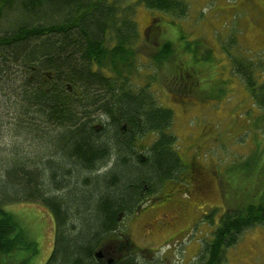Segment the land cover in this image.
<instances>
[{
  "label": "trees",
  "instance_id": "1",
  "mask_svg": "<svg viewBox=\"0 0 264 264\" xmlns=\"http://www.w3.org/2000/svg\"><path fill=\"white\" fill-rule=\"evenodd\" d=\"M140 7L162 13L160 22L168 16L181 18L187 11L182 0H0V77L10 64L21 66L27 102L62 128L56 141L57 149L64 145L60 162L45 164L50 171L46 177L54 189L50 192L69 190L51 195L34 179L39 172L23 167L5 173L4 177L25 178L10 189L0 186V264H28L38 252L6 205L35 200L47 205L55 239L45 264H103L95 253L116 233L119 218L137 214L148 196L146 189L156 191L184 168L177 137L170 131L173 111L160 105L151 83L141 85L137 77L144 66L169 68L178 50L168 38L152 55L140 50ZM4 21L8 28L3 31ZM179 39L186 43L184 37ZM199 45L189 42L184 50L197 67L206 59L196 54ZM144 56L151 62L144 64ZM179 56L185 57L183 51ZM176 71L166 76L169 82L178 83L172 77ZM247 84L255 106L263 109L264 85ZM149 135L153 137L143 158L137 154L138 145ZM263 170L246 166V178L257 172L262 179ZM84 172L97 176L83 177ZM253 186L257 189V181ZM90 196L95 200L92 208ZM82 210L95 215L83 222ZM71 213L77 216L76 227L69 223L74 219ZM259 225H264V195L227 209L195 264H222L227 249ZM26 251L32 255L27 257ZM114 264L143 263L129 255Z\"/></svg>",
  "mask_w": 264,
  "mask_h": 264
},
{
  "label": "rangeland",
  "instance_id": "2",
  "mask_svg": "<svg viewBox=\"0 0 264 264\" xmlns=\"http://www.w3.org/2000/svg\"><path fill=\"white\" fill-rule=\"evenodd\" d=\"M182 1L187 11L181 18L168 16L160 22L162 13L144 7L137 15L142 37L138 47L145 55H152L164 38L175 43L178 50L169 68L150 65L147 70L144 66L137 77L141 85L151 83L160 105L173 111L170 131L177 137L176 149L184 166L175 179L160 184L145 198L138 214L122 216L119 231L110 238L125 245L120 258L134 255L143 264H195L225 211L264 195V170L262 179L257 172L246 178V166L264 167V108L255 106L247 84L255 81L264 85V0ZM156 18L160 23L154 27ZM1 27L7 30V21ZM189 42H200L196 54L206 58L198 67L184 52ZM143 62L148 64L151 59L144 56ZM10 65L0 77V186L10 189L18 185L25 176L4 175L8 170L20 172L22 169L15 168L23 167L39 172L34 179L44 183L42 188L49 194L68 193L50 192L54 189L46 177L50 171L45 164L50 160L60 162L64 145L57 149L56 141L62 128L52 125L27 102L24 72L21 66ZM175 71L178 73L172 77L178 83L169 82L166 76ZM94 124L101 125L99 120ZM152 137L140 141L138 156H147ZM88 175L97 176L84 172L83 177ZM90 200L92 208L95 200ZM172 200L181 207L180 214L173 224L165 226L164 214L170 218L172 213L161 208ZM5 209L19 218L28 237L37 244L35 255L24 253L31 256L28 264H45L55 239V223L47 205L35 200L8 204ZM71 215L74 219L69 223L76 227L77 216ZM94 215L82 210L80 218L88 222ZM148 222L155 224L152 232L146 231L152 228ZM18 259L15 256L14 260ZM222 264H264V225L245 231L236 245L227 249Z\"/></svg>",
  "mask_w": 264,
  "mask_h": 264
},
{
  "label": "flooded vegetation",
  "instance_id": "3",
  "mask_svg": "<svg viewBox=\"0 0 264 264\" xmlns=\"http://www.w3.org/2000/svg\"><path fill=\"white\" fill-rule=\"evenodd\" d=\"M168 180H166V181H164L162 184H164V183H166ZM160 185V184H159ZM158 188V187H157ZM157 188H156V191H157ZM150 188L147 190L146 189V191H147V195L148 196H150V195H153L156 191H153V190H151L152 192H150ZM150 192V193H149ZM162 191H159L158 193H161ZM176 195V194H175ZM177 200V199H176ZM176 200H172V202L168 205V206H166V207H164V208H161V209H169L170 211H171V213H172V217L170 216V218L169 217H167L168 215L167 214H164V218H163V220H162V222L165 224V226L167 225V224H173L177 219H178V216H179V214H180V206H179V204L178 203H176ZM143 207H144V205H143ZM143 207H142V209H143ZM141 209V210H142ZM161 209H159V210H161ZM158 210V211H159ZM157 211V212H158ZM140 212V211H139ZM138 212V213H139ZM137 213V214H138ZM156 213V212H155ZM154 214V213H153ZM136 215V214H135ZM151 216V215H150ZM149 216V217H150ZM148 217V218H149ZM167 219H169L167 222H165ZM150 225H151V229H146V231L147 232H152V229H153V226H155V224L153 223V222H148ZM160 224V223H159ZM119 229H120V218H119V224H118V226H117V231H116V233L119 231ZM148 230H150V231H148ZM130 245V244H129ZM124 244H121L120 245V241L118 242V243H114V242H112L111 241V239H108L106 242H104L103 244H102V246L100 247L103 251L104 250H106V249H110V252H107L106 253V251H104V258L103 259H100L99 261L100 262H102L103 264H108V262H109V260L110 259H114V263H115V261H117L118 259H120V252L122 253V251H123V248H124ZM141 251H143L142 249H141ZM113 263V264H114Z\"/></svg>",
  "mask_w": 264,
  "mask_h": 264
},
{
  "label": "water",
  "instance_id": "4",
  "mask_svg": "<svg viewBox=\"0 0 264 264\" xmlns=\"http://www.w3.org/2000/svg\"><path fill=\"white\" fill-rule=\"evenodd\" d=\"M95 257L98 260L103 259L104 258V251L102 249L98 250L95 253ZM113 263H114V259H110L109 262H108V264H113Z\"/></svg>",
  "mask_w": 264,
  "mask_h": 264
},
{
  "label": "bare ground",
  "instance_id": "5",
  "mask_svg": "<svg viewBox=\"0 0 264 264\" xmlns=\"http://www.w3.org/2000/svg\"><path fill=\"white\" fill-rule=\"evenodd\" d=\"M86 9V8H85ZM166 9V8H165ZM132 10V9H131ZM92 11V10H91ZM39 18V17H38ZM28 20V19H27ZM111 22V21H110ZM105 26V25H104ZM174 27V26H173ZM138 38V37H137ZM44 42V41H43ZM35 44V43H34ZM168 45V44H167ZM167 49V48H166ZM35 51V50H34ZM168 53V52H167ZM166 54V53H165ZM122 58V57H121ZM258 62V61H257ZM33 64V63H32ZM237 75V74H236ZM20 76V75H19ZM52 76V75H51ZM42 93V92H41ZM29 108V107H28ZM172 120V119H171ZM237 140V139H236ZM238 142V141H237ZM240 142V141H239ZM151 156V155H150ZM19 163V162H18ZM101 203V202H100ZM198 218V217H197ZM186 232V231H185ZM190 234V233H189ZM144 238V237H143ZM176 241V240H175ZM142 243V242H141ZM131 259V258H130ZM239 259V258H238ZM242 261V260H240Z\"/></svg>",
  "mask_w": 264,
  "mask_h": 264
}]
</instances>
